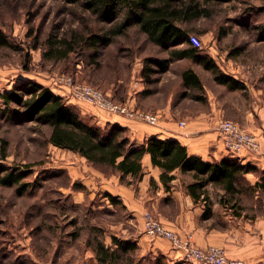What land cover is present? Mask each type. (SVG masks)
Here are the masks:
<instances>
[{"label":"rangeland","instance_id":"obj_1","mask_svg":"<svg viewBox=\"0 0 264 264\" xmlns=\"http://www.w3.org/2000/svg\"><path fill=\"white\" fill-rule=\"evenodd\" d=\"M214 8L213 15L182 26L201 40V54L245 89H231L201 64L174 57L182 43L154 44L136 26L108 45L86 43L88 35L103 34L110 23L79 5L61 0H0V30L9 42L0 45V92H24V85L34 81L54 93H66L55 81L68 76L111 92L116 101L125 99L129 86L142 103L137 104L139 109L170 102L183 111L209 110L212 102L231 97L248 105L250 89L264 103V0H233ZM64 38L71 40L74 49L58 58L50 48L63 50ZM151 59L167 66L160 69ZM187 67L197 71L201 89L184 85L181 70ZM49 131L47 124L28 120L23 107L14 102L7 106L0 97V165L6 168L3 172L28 170L22 180L28 184L24 192L18 185L0 182V264H153L162 257L160 251H149L133 240L151 239L143 229L144 214L156 215L144 210L145 198H135L140 180L128 185L130 178L122 181L111 169L105 173L77 153L52 145ZM240 181L244 188L240 203L247 215L264 213V196L255 197L247 190L246 177ZM107 194L115 196L117 203ZM113 238L135 242L137 249L117 262L102 263L94 252L96 244L112 245ZM167 258H161L162 264H188Z\"/></svg>","mask_w":264,"mask_h":264},{"label":"trees","instance_id":"obj_2","mask_svg":"<svg viewBox=\"0 0 264 264\" xmlns=\"http://www.w3.org/2000/svg\"><path fill=\"white\" fill-rule=\"evenodd\" d=\"M61 1L79 5L85 11H90L101 20L110 23L103 34L92 33L85 38L84 41L90 45L98 44L97 42L108 45L116 36L136 26L154 44L182 43L184 46L174 51V57L190 58L201 64L205 69L213 72L215 80L228 85L231 89L245 88L241 81L223 74L212 58L201 54L190 42V34L182 26L183 23L213 15L215 5L233 0ZM0 45H9L1 30ZM61 46L63 50L50 48L57 53L58 58L67 57L68 53L74 49L73 43L67 38L63 39ZM150 62L157 64L160 69L167 66L165 61L157 59H151ZM149 71L152 70L149 69ZM182 81L187 87L202 88L198 74L191 67L182 72ZM23 88L24 92L5 90L0 92V97L7 106L14 102L23 107L28 120L47 124L50 127L49 143L77 153L93 166L104 169L105 173L111 169L122 181L128 176L130 180L125 182L128 185L132 184L133 180L142 179V157L147 153L150 155L152 165L160 169L159 179L166 190L170 189L171 182L177 177L174 173L176 169L181 176L188 177L184 186L194 201L200 197L206 202L209 201L207 193L208 185H210L222 192L220 203L232 208L235 215L239 214L238 209H244L240 203V196L244 193L240 178L247 173H253L257 177L253 183L247 182V190L254 195L256 192L258 196H264V169L250 162H241L238 156L229 154L219 160L205 161L200 156L189 155L186 147L178 140L155 136L136 144L130 138L126 127L117 122L97 124L87 114L82 113L75 104L67 102L61 95L54 93L46 86L29 81ZM5 170L6 168L0 165L2 184L18 185L20 192L28 188L27 182L22 181L27 176L28 170L3 172ZM150 182L154 183L153 180ZM107 195L113 203H117L118 199L115 196ZM209 212L207 208L205 215ZM136 249L135 242L113 238L112 245L98 241L94 252L98 260L105 263L117 262L122 259V255ZM161 255L162 257L156 258L152 263L162 264L161 258L166 256Z\"/></svg>","mask_w":264,"mask_h":264},{"label":"crops","instance_id":"obj_3","mask_svg":"<svg viewBox=\"0 0 264 264\" xmlns=\"http://www.w3.org/2000/svg\"><path fill=\"white\" fill-rule=\"evenodd\" d=\"M185 69L181 70V79ZM194 71L197 73L195 69ZM128 87L124 95L125 99L119 98L118 100L128 101L131 105L140 108L137 104L142 105V103L137 99L136 93L132 94ZM250 92L251 101L248 105L238 97H231L212 102L209 110L196 109L192 112L183 111L177 107L179 106L177 103L171 104L170 102L163 106L142 107L146 111L159 113L157 125L140 123L87 104L80 110L97 124L117 122L126 127L130 138L136 144L151 136L176 139L186 147L189 155L200 156L205 161L219 160L229 155L224 146L223 136L215 125L217 119H231L246 130L257 134L260 141L258 152L244 151L239 159L241 162H250L264 169V103L255 99L254 89H250ZM106 93L114 98L117 97L110 94L111 92ZM56 94L60 95V93ZM150 108H155V110ZM179 120H185L186 124L180 126ZM142 165L143 176L139 181L138 196L135 198L140 201L145 198L147 206L144 210L155 213L182 237L190 234L194 243L200 247L219 246L229 257L242 258L249 264H264V213L248 216L247 209L244 208L238 209L239 214L235 215L232 208L220 203L222 192L220 190L214 192L210 185H208L207 193L209 201L206 202L202 197L194 201L184 186L188 177L181 176L178 169L174 171L177 177L171 182L170 189L166 190L159 179L160 169L152 165L149 154L146 153L142 157ZM244 177L250 183L257 178L252 173H247ZM151 180L154 183H151ZM108 191L114 194L109 189ZM120 195H122L121 191ZM257 196L255 192V197ZM136 204L134 201L133 205L137 207ZM207 208L210 212L205 215ZM150 238L141 236L133 240L149 251H160L168 257L167 259H180V251L175 250L169 240L162 238L164 240L158 242L157 237Z\"/></svg>","mask_w":264,"mask_h":264},{"label":"built area","instance_id":"obj_4","mask_svg":"<svg viewBox=\"0 0 264 264\" xmlns=\"http://www.w3.org/2000/svg\"><path fill=\"white\" fill-rule=\"evenodd\" d=\"M190 42L197 48L202 47L201 40L197 36H190ZM55 83L61 90L67 89L66 93L63 92L60 95L66 96L73 104H87L110 114L122 115L150 125H157L158 123L160 117L158 112L139 109L128 101H116L106 92L93 85L74 82L68 76L59 77ZM185 124V120H179L180 126ZM217 129L223 136L224 146L229 154L240 157L244 151L256 153L260 150L258 135L246 130L236 121L221 118L217 123ZM143 229L145 234L150 237L169 240L172 247L180 251V259L188 264H249L242 258L227 256L222 247L214 245L200 247L196 245L190 234L182 237L158 216L150 212L144 214Z\"/></svg>","mask_w":264,"mask_h":264}]
</instances>
